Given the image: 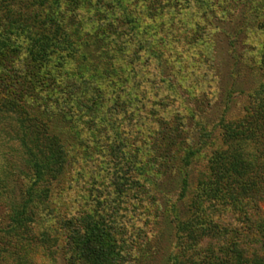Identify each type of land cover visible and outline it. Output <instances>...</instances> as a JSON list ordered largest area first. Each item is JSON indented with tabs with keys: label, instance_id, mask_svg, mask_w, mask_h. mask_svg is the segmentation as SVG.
<instances>
[{
	"label": "trees",
	"instance_id": "1",
	"mask_svg": "<svg viewBox=\"0 0 264 264\" xmlns=\"http://www.w3.org/2000/svg\"><path fill=\"white\" fill-rule=\"evenodd\" d=\"M115 1L0 0V121H14L21 159L0 138V264L13 251L19 264H139L161 241L164 264H264V42L241 99L217 78L160 111L134 81L136 45L160 38ZM89 162L106 191L64 206L55 186ZM127 194L155 206L143 241L129 239Z\"/></svg>",
	"mask_w": 264,
	"mask_h": 264
},
{
	"label": "rangeland",
	"instance_id": "2",
	"mask_svg": "<svg viewBox=\"0 0 264 264\" xmlns=\"http://www.w3.org/2000/svg\"><path fill=\"white\" fill-rule=\"evenodd\" d=\"M106 1L111 5L116 2ZM122 2L135 12L141 9L140 15L143 21L137 23L145 26L151 24L146 30L140 25L144 38L151 39L153 34L156 38H160L158 43H152L153 50L143 51L141 45H136L138 57H134L138 59L134 62H137L138 66L142 65L138 69L141 71L140 74L134 73V81L139 83L140 88L148 89V95L155 101V105L152 106L154 109L158 108L160 111L165 109L169 112L167 109L171 107L174 110L177 102L172 101L173 99L166 97L165 94L171 96L170 93L177 89L179 92L180 90L187 93L197 92L205 84L208 86L212 83L214 86H211V89L215 90V79L218 78V85L223 86L221 88L231 90L238 97L239 90L247 89L257 80V61L264 42V0H123ZM114 7L118 9L116 5ZM132 58L129 57L131 62ZM141 58L143 62L139 60ZM128 66L129 69L132 67L131 64ZM171 97L176 98L174 94ZM239 98L241 99L238 97V100ZM160 99L164 101L159 104ZM147 108L144 110L147 111ZM13 123L14 121L9 123L4 119L0 121V138L8 143L4 149L9 156H12L13 161L20 163L21 159L16 151L19 140ZM136 128V126L130 128L127 134L128 142L132 145L136 144L133 133ZM98 141L99 144L93 143L95 149L90 150L99 161L100 149H104L106 143L103 139ZM196 166L202 167L204 162L200 161ZM98 169L95 164L89 162L81 170L84 176L79 181L67 179L65 183L63 181L62 184H57L55 191L57 199L63 201L61 204L70 208L75 196L79 201H83V199L90 200L100 191L104 193L106 186L103 185V178L107 173L104 171L98 173ZM123 200L126 201V207L121 212L123 221L129 227V239L143 241L147 236L158 231L154 225L155 206L148 207L150 203L148 199L142 197L139 201L136 194L133 196L127 194ZM262 205L264 207V200ZM165 248L167 246L161 241L159 246H156L157 251L151 255L150 248L147 251L148 255L144 254L139 264H164ZM3 256L6 258L1 262L2 264H19L14 251L5 252ZM55 256L56 264H67L62 253H56Z\"/></svg>",
	"mask_w": 264,
	"mask_h": 264
}]
</instances>
